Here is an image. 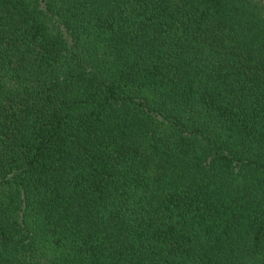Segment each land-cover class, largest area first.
<instances>
[{"label": "trees", "instance_id": "16d2710c", "mask_svg": "<svg viewBox=\"0 0 264 264\" xmlns=\"http://www.w3.org/2000/svg\"><path fill=\"white\" fill-rule=\"evenodd\" d=\"M0 264H264V0H0Z\"/></svg>", "mask_w": 264, "mask_h": 264}]
</instances>
